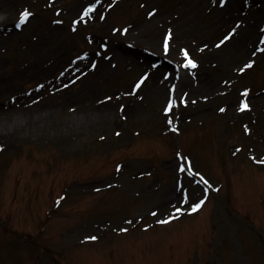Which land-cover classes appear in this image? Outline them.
Wrapping results in <instances>:
<instances>
[{"label":"rangeland","instance_id":"obj_1","mask_svg":"<svg viewBox=\"0 0 264 264\" xmlns=\"http://www.w3.org/2000/svg\"><path fill=\"white\" fill-rule=\"evenodd\" d=\"M231 4L0 0V264H264V0Z\"/></svg>","mask_w":264,"mask_h":264},{"label":"bare ground","instance_id":"obj_2","mask_svg":"<svg viewBox=\"0 0 264 264\" xmlns=\"http://www.w3.org/2000/svg\"><path fill=\"white\" fill-rule=\"evenodd\" d=\"M229 7H232V5H228V7L227 8H229ZM233 8V7H232ZM182 77H184V79L186 78V77H188V75L187 74H182ZM183 79V80H184ZM186 79H188V78H186ZM60 115H62V111H60V112H58ZM16 114V113H15ZM24 114H25V112H23V113H20V115H18V114H16V115H18V116H16V115H14V116H12V118H14L13 119V121L11 122V124L10 125H13L12 127H11V130H10V132H11V136H14L15 134H17V133H19V132H21L22 130H31V127L34 125V127L35 126H37L38 124H37V122H38V120L40 119V116L39 115H37L36 116V120H37V122H34V119L33 118H31L30 120H28L27 121V118H26V120L23 122V125L22 124H20L19 123V121H21L22 119H23V116H24ZM35 114V113H34ZM40 114H43V112L42 113H40ZM13 115V114H12ZM16 116V117H15ZM60 117H62V116H60ZM12 118H8V119H12ZM18 121V122H17ZM27 121V122H26ZM63 120H58V122L56 121V123H57V125L60 123V122H62ZM69 124L71 125V122L70 123H68V121L65 123V127H68L69 126ZM19 125V126H18ZM2 133V132H1Z\"/></svg>","mask_w":264,"mask_h":264},{"label":"snow or ice","instance_id":"obj_3","mask_svg":"<svg viewBox=\"0 0 264 264\" xmlns=\"http://www.w3.org/2000/svg\"><path fill=\"white\" fill-rule=\"evenodd\" d=\"M93 10H94V9L90 7L89 10H88V12H91V11H93ZM88 12H86L85 15H88ZM30 15H31V13L28 12L27 10H25V11L21 14V20H20V23H21V24L26 23ZM77 23H79V21H77ZM169 38H170V37H169ZM230 38H231V37H227L226 39H230ZM164 47H165V52L167 53V51H168V44H167V42L165 43V46H164ZM262 51H264V49H262ZM184 55H185V57L188 58V65H190L191 67H196L195 62L192 61L191 58L188 56L187 50H184ZM186 66H187V65H186ZM251 66H252V64H249V65H248V67H251ZM143 82H144V81L141 80V81L136 85V88L138 89V88L140 87V85L143 84ZM245 107H247V102H245ZM242 110H243V109H242ZM0 151H2V149H0ZM205 183H207V181H205ZM199 207H201L200 204H196V205H194V209H195V208H199Z\"/></svg>","mask_w":264,"mask_h":264}]
</instances>
